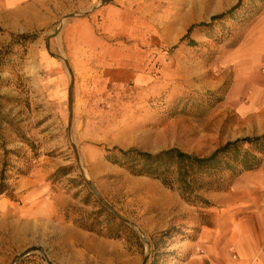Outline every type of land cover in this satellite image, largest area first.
<instances>
[{
  "label": "rangeland",
  "instance_id": "374dc122",
  "mask_svg": "<svg viewBox=\"0 0 264 264\" xmlns=\"http://www.w3.org/2000/svg\"><path fill=\"white\" fill-rule=\"evenodd\" d=\"M237 1L41 0L50 25L6 35L0 207H11L0 211V264H239L221 241L215 255L204 245L210 231L222 229L221 204L201 210L176 188L105 159L114 148L208 156L226 142L264 134L263 71L259 51L248 46L264 0H241L230 16L198 26ZM74 22L80 26L71 33ZM28 34L35 39L15 42ZM258 156L259 166L231 186L249 187L243 175H264ZM47 204L53 212L41 211ZM63 223L98 242V253L62 242Z\"/></svg>",
  "mask_w": 264,
  "mask_h": 264
},
{
  "label": "crops",
  "instance_id": "0c3cea01",
  "mask_svg": "<svg viewBox=\"0 0 264 264\" xmlns=\"http://www.w3.org/2000/svg\"><path fill=\"white\" fill-rule=\"evenodd\" d=\"M49 25V14L44 12L41 0H0V45L9 33H30L47 28ZM79 26L80 23L74 22L69 26V31L73 33ZM255 31H257V36L250 37L248 46L259 51L258 66L263 71L259 74V78L264 85V13L259 17L258 28ZM244 177L252 181L249 187L243 186L242 181H238L231 186L230 190L208 193L209 200L215 203L211 204L208 201L209 206L200 209L212 211L218 209L221 204L226 208V215L220 231H215V234L214 230L209 232L213 234L207 232L209 236L205 237L204 245L210 254L215 255V244L221 241L219 244H222L225 249L229 247L235 251L239 264H264V175H243ZM241 188L240 196L239 189ZM203 198L205 199L204 196ZM5 200L8 202L12 199L7 196ZM37 205L39 204H35L33 208L42 206ZM10 207L9 203L1 205L2 216L9 213ZM55 208L47 204V207L41 211L51 213ZM235 209H240L241 216ZM218 224L216 219L215 228H218ZM61 229L60 240L64 243H78L91 250L99 247L98 242L85 236V231L76 230L67 226L66 223L61 225ZM205 230L209 231L208 228Z\"/></svg>",
  "mask_w": 264,
  "mask_h": 264
},
{
  "label": "trees",
  "instance_id": "16d2710c",
  "mask_svg": "<svg viewBox=\"0 0 264 264\" xmlns=\"http://www.w3.org/2000/svg\"><path fill=\"white\" fill-rule=\"evenodd\" d=\"M240 1L238 0L229 10L210 17L208 23H200L198 26L209 27L213 22L230 16L239 7ZM189 31L190 28L187 33ZM34 39L35 34L21 35L16 37L15 42H29ZM244 145L254 146L256 153L244 148ZM258 155L264 157V134L226 142L208 156H196L176 148L155 154L136 149L114 148L105 159L126 169L133 176L157 180L166 189L176 188L184 201L190 203V200H197L201 204L199 208H206L209 203L202 194L227 191L233 180L241 173L259 166L261 160ZM5 188L3 184L0 186V194ZM124 226L118 222V228ZM82 228L93 232V229L86 225Z\"/></svg>",
  "mask_w": 264,
  "mask_h": 264
},
{
  "label": "water",
  "instance_id": "95a60500",
  "mask_svg": "<svg viewBox=\"0 0 264 264\" xmlns=\"http://www.w3.org/2000/svg\"><path fill=\"white\" fill-rule=\"evenodd\" d=\"M56 35V34H55ZM53 35V36H55ZM91 191L93 192L94 196L97 198V200L116 218H118L120 221L124 222V223H128V221L124 220L123 218H121L116 212L115 210L106 202L104 201L99 194L97 193V191L95 190V188L92 185H89ZM143 241H145V239H143Z\"/></svg>",
  "mask_w": 264,
  "mask_h": 264
},
{
  "label": "bare ground",
  "instance_id": "6f19581e",
  "mask_svg": "<svg viewBox=\"0 0 264 264\" xmlns=\"http://www.w3.org/2000/svg\"><path fill=\"white\" fill-rule=\"evenodd\" d=\"M99 248V247H98ZM98 248L97 249H94V250H97V253H98Z\"/></svg>",
  "mask_w": 264,
  "mask_h": 264
}]
</instances>
